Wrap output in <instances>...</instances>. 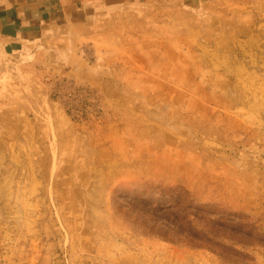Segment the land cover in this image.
Segmentation results:
<instances>
[{"label": "rangeland", "instance_id": "1", "mask_svg": "<svg viewBox=\"0 0 264 264\" xmlns=\"http://www.w3.org/2000/svg\"><path fill=\"white\" fill-rule=\"evenodd\" d=\"M0 51V264H264V0Z\"/></svg>", "mask_w": 264, "mask_h": 264}, {"label": "crops", "instance_id": "2", "mask_svg": "<svg viewBox=\"0 0 264 264\" xmlns=\"http://www.w3.org/2000/svg\"><path fill=\"white\" fill-rule=\"evenodd\" d=\"M159 1L163 0H0V50L11 52L23 69L36 68L55 49L71 50L111 20L149 10ZM177 1L197 6L212 0Z\"/></svg>", "mask_w": 264, "mask_h": 264}]
</instances>
